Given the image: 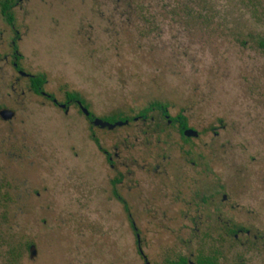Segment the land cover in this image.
Returning a JSON list of instances; mask_svg holds the SVG:
<instances>
[{"label": "rangeland", "instance_id": "rangeland-1", "mask_svg": "<svg viewBox=\"0 0 264 264\" xmlns=\"http://www.w3.org/2000/svg\"><path fill=\"white\" fill-rule=\"evenodd\" d=\"M39 2L37 13L17 15L16 28L23 36L22 67L44 77L43 91L60 102L72 93L106 122L136 117L153 103L165 105L170 117L185 116L198 139L182 145L169 128L160 146L145 153L190 148L210 155V165L222 167L218 175L225 172L224 193L238 205L229 223L264 235V57L255 43L186 27L154 5L140 11L125 0ZM227 27L254 31L241 20ZM11 37L0 16V55ZM15 77L8 67L0 70V109L16 111L12 131L0 122V178L12 197L0 208V264H107V252L95 249V231L107 229L114 264H139L132 236V249L125 250L124 222L97 219L94 188L106 192L111 173L90 142L84 116L77 107L67 115L54 109L28 91L26 79L9 96ZM94 132L103 147L122 152L137 134L133 124ZM35 149L39 153H28ZM11 249L19 257H11ZM238 249L233 254H243L248 264H264Z\"/></svg>", "mask_w": 264, "mask_h": 264}, {"label": "flooded vegetation", "instance_id": "flooded-vegetation-1", "mask_svg": "<svg viewBox=\"0 0 264 264\" xmlns=\"http://www.w3.org/2000/svg\"><path fill=\"white\" fill-rule=\"evenodd\" d=\"M39 1L0 0V16L12 36L8 51L0 55V70L8 67L16 76L8 87L9 96L16 94L18 82L26 79L29 83L28 91L43 97L54 109L67 115L71 107H77L84 116L91 133L90 142L96 154L102 155L111 173L106 192L100 190L99 184L94 188L97 219L124 222L123 232L128 237L125 250L128 253L132 249V236L139 264H248L246 256L233 254L238 248L256 254V258L263 261L264 235L229 223L228 213L237 211L238 205L232 204L224 193L225 172L218 175L217 170L221 172L222 167L211 166L210 155L206 157L205 153H192L190 148L183 153H145L149 146H160V138L169 128L175 129L182 145L189 146L191 139H198L200 133L197 130L189 127L188 123L186 128L182 127L175 120L178 115L170 117L166 107L162 116L157 111L155 117H142L139 114L124 120L126 124L108 130L93 125L97 117L89 111V116H85L80 110L79 103L83 104L79 100H70L65 95L60 102L46 94L43 88L38 93L33 90L30 80L36 75L26 73L22 67L23 55L18 44L23 36L16 26L17 15L21 13L30 16L37 13ZM5 14L10 15L9 23L5 20ZM21 94L24 95L25 91H21ZM5 110L10 111L12 117L8 120L0 117V122L8 125L10 132L16 111ZM132 124L137 134L131 139L129 148L123 152L117 146L111 145L109 149L103 147L94 132H110ZM187 129L195 130L197 137H186L184 131ZM122 142L126 144L127 139ZM28 153L39 151L29 150ZM98 155L95 156L96 163H93L97 168ZM104 193L106 197H101ZM36 195L39 196V193ZM112 233L108 229L95 231L98 239L95 249L98 255L103 254L104 250L107 252V264H114ZM97 261L104 262V258L99 256Z\"/></svg>", "mask_w": 264, "mask_h": 264}, {"label": "trees", "instance_id": "trees-1", "mask_svg": "<svg viewBox=\"0 0 264 264\" xmlns=\"http://www.w3.org/2000/svg\"><path fill=\"white\" fill-rule=\"evenodd\" d=\"M129 8H139L147 4L150 8L153 5L160 7L162 14L171 15L172 19L177 18L181 25L186 27H193L194 30H208L211 32H227L234 41L241 45L246 44L249 39L255 43L257 50L264 57V0H125ZM5 20L9 23V14L4 15ZM249 22L254 26V31L251 33H243L239 28L227 29L228 25L233 21ZM45 84V79L42 75L35 76L30 80V85L33 90L38 93L42 90ZM70 100H79L76 95L66 93ZM166 106L153 103L147 109L140 113L142 117H147L149 112L157 111L161 116L165 113ZM113 121H124L127 117L114 116ZM175 120H178L182 127H187V120L185 116L178 115ZM9 184L5 179L0 178V208L7 209L12 200L11 194L8 191ZM8 211V210H7ZM6 213V212H5ZM26 248L30 249L31 246ZM9 254L14 258L19 255L14 254L13 249Z\"/></svg>", "mask_w": 264, "mask_h": 264}, {"label": "water", "instance_id": "water-1", "mask_svg": "<svg viewBox=\"0 0 264 264\" xmlns=\"http://www.w3.org/2000/svg\"><path fill=\"white\" fill-rule=\"evenodd\" d=\"M79 105H80V110L82 111V113L85 116H89L88 110L85 107H83L80 103H79ZM0 117L4 120H8L12 117V113L10 111L4 109V110L0 111ZM126 123L127 122L124 121V122H116L114 124H111V123L103 121L102 119H99V118H96L95 120H93L94 126H98L100 128H107L108 130H112L113 128H115L117 126H122ZM184 135L186 137H197L198 133L193 129H187L184 131Z\"/></svg>", "mask_w": 264, "mask_h": 264}]
</instances>
